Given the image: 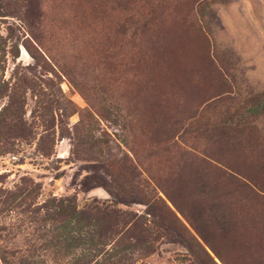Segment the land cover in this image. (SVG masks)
I'll use <instances>...</instances> for the list:
<instances>
[{"label": "rangeland", "instance_id": "1", "mask_svg": "<svg viewBox=\"0 0 264 264\" xmlns=\"http://www.w3.org/2000/svg\"><path fill=\"white\" fill-rule=\"evenodd\" d=\"M263 97L264 0H0V191L150 213L135 264H264Z\"/></svg>", "mask_w": 264, "mask_h": 264}, {"label": "trees", "instance_id": "2", "mask_svg": "<svg viewBox=\"0 0 264 264\" xmlns=\"http://www.w3.org/2000/svg\"><path fill=\"white\" fill-rule=\"evenodd\" d=\"M260 106L264 107V97ZM14 128V125H7L6 129L16 131ZM20 130L24 131V126ZM41 139L36 148L43 153ZM51 150L52 143L45 154ZM38 190V184L22 179L14 192L0 191V213H9L25 205L28 211L26 223L31 229L30 238L26 239L27 251L22 256L7 252L4 238H0V264H135L134 257L140 258L151 252L150 241L154 236L150 213H147L150 219L144 217L141 221L139 215L97 199L79 207L73 196H52L28 210ZM157 204L172 215L163 200H157ZM21 225L18 224V229ZM16 228L14 226V230ZM0 230L6 229L1 227ZM8 232L7 235H15ZM36 250L41 251L42 257L34 255Z\"/></svg>", "mask_w": 264, "mask_h": 264}]
</instances>
